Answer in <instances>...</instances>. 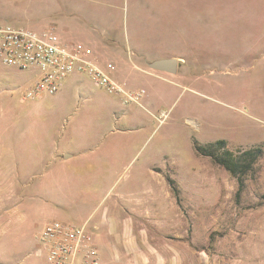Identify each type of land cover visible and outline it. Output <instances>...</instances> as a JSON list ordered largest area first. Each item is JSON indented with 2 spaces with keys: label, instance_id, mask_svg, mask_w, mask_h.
<instances>
[{
  "label": "rangeland",
  "instance_id": "obj_1",
  "mask_svg": "<svg viewBox=\"0 0 264 264\" xmlns=\"http://www.w3.org/2000/svg\"><path fill=\"white\" fill-rule=\"evenodd\" d=\"M57 17L84 29L108 28L110 40L127 47L187 59L178 73L157 78L154 86H125L145 90L143 106L127 112L128 125L137 128L146 149H158L187 188L179 183L181 209L175 225L160 230L151 245L153 262L158 253L160 264H264V156L239 199L237 180L196 147L225 141L231 150H264V0H0V27L56 31ZM39 79L36 69L18 70L0 60V264H46L38 249L47 224L81 225L90 209L122 220L128 214L120 208L133 198L125 182L139 157L101 186L87 187L90 194L75 197V209L64 218L45 214L47 204L64 197L52 180L40 190V149L53 138L63 149L73 144L71 130L101 122L116 127L123 119L111 107L121 96L88 79L64 100L62 89L26 99ZM88 176L80 182H91ZM101 264L141 261L111 254Z\"/></svg>",
  "mask_w": 264,
  "mask_h": 264
},
{
  "label": "crops",
  "instance_id": "obj_2",
  "mask_svg": "<svg viewBox=\"0 0 264 264\" xmlns=\"http://www.w3.org/2000/svg\"><path fill=\"white\" fill-rule=\"evenodd\" d=\"M98 20L101 21L93 18V21L98 22ZM54 28L65 43L86 45L92 49L98 64L125 86L140 87L141 84L154 86L157 78L169 79L174 76L173 73L152 69L150 64L154 61L175 59L176 73L187 63V59L182 54L158 53V50L147 48L134 49L114 42L110 40L113 31L108 28L84 29L73 20L63 17L55 19ZM134 53L135 58L132 57ZM85 79L95 84L86 73H74L69 76L60 93L63 96L62 100L69 96L70 91L77 89ZM127 91L135 92L129 89ZM137 92H143L142 99L145 90L141 89ZM120 96V99H113L111 107L121 112L119 119H123L122 125L114 127L107 122H101L83 127L81 131L73 129L71 133L74 132V141L70 146L62 149L53 138L54 141L48 142L40 149L42 157L40 164L43 163L40 190L45 181L52 180V185L56 186L60 190V195L64 197L54 204H47L44 210L47 216L54 219L64 218L66 211L72 212L75 209L73 203L75 197L90 194L86 192L87 187L101 186L122 170L129 168L139 157L140 164L136 167L135 174L128 177L125 182V192L128 197L133 198L127 199L129 205L120 208L128 215L123 216L122 220L117 217L109 220L105 213L96 216L97 209H90L82 224H87L93 245L99 251L101 263L106 256L112 254L116 260H130L131 257H135L141 261V264H160L158 253L154 254L155 262L150 258L149 255H153L150 253V247L158 241L160 230H169L175 225L177 213L181 209L177 203L176 193L166 178V173L170 172L169 168L172 165L165 158H161L158 149H146L145 143L137 135V128L128 125L127 112L137 111L132 106L142 107V101L140 100V104L128 102L126 97ZM64 167L67 171L60 172ZM85 174L89 175L88 180H92L91 182H80L87 180L84 178ZM68 181L69 183H66ZM62 183L68 185L66 189ZM179 183L183 186V190H187L181 181ZM131 215L134 219L130 218ZM150 229H155L152 233L154 240L149 236ZM142 246L150 254L143 251ZM38 254L44 256L40 249Z\"/></svg>",
  "mask_w": 264,
  "mask_h": 264
},
{
  "label": "built area",
  "instance_id": "obj_3",
  "mask_svg": "<svg viewBox=\"0 0 264 264\" xmlns=\"http://www.w3.org/2000/svg\"><path fill=\"white\" fill-rule=\"evenodd\" d=\"M0 60L5 66L20 70L36 69L40 79L28 90L25 98L35 99L42 94L54 95L74 73H86L112 95H122L128 102L140 104L143 92L127 91L109 71L100 66L92 49L68 44L54 30L42 32L0 27ZM40 252L46 264H101L99 251L93 245L87 224H68L55 221L41 233Z\"/></svg>",
  "mask_w": 264,
  "mask_h": 264
},
{
  "label": "trees",
  "instance_id": "obj_4",
  "mask_svg": "<svg viewBox=\"0 0 264 264\" xmlns=\"http://www.w3.org/2000/svg\"><path fill=\"white\" fill-rule=\"evenodd\" d=\"M197 152L213 159L214 163L225 169L237 180V198H241L246 187V180L250 173L259 172L260 162L264 156L262 146H254L249 149L231 150L225 141H216L207 146L197 145ZM172 167V166H170ZM166 173L167 182L176 195L179 192V182L171 175V169ZM264 203V195L262 197Z\"/></svg>",
  "mask_w": 264,
  "mask_h": 264
},
{
  "label": "water",
  "instance_id": "obj_5",
  "mask_svg": "<svg viewBox=\"0 0 264 264\" xmlns=\"http://www.w3.org/2000/svg\"><path fill=\"white\" fill-rule=\"evenodd\" d=\"M150 67L155 70L175 74L177 72V61L175 59L158 60L151 63Z\"/></svg>",
  "mask_w": 264,
  "mask_h": 264
}]
</instances>
